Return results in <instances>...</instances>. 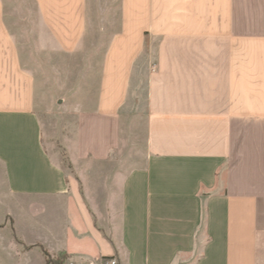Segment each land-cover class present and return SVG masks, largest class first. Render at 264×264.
Here are the masks:
<instances>
[{
	"label": "crops",
	"instance_id": "crops-1",
	"mask_svg": "<svg viewBox=\"0 0 264 264\" xmlns=\"http://www.w3.org/2000/svg\"><path fill=\"white\" fill-rule=\"evenodd\" d=\"M44 33L66 56L114 34L65 153L36 107ZM7 201L25 229L0 216V264H264V0H0Z\"/></svg>",
	"mask_w": 264,
	"mask_h": 264
},
{
	"label": "rangeland",
	"instance_id": "rangeland-1",
	"mask_svg": "<svg viewBox=\"0 0 264 264\" xmlns=\"http://www.w3.org/2000/svg\"><path fill=\"white\" fill-rule=\"evenodd\" d=\"M17 3V2H15ZM14 3V4H15ZM13 4V5H14ZM11 3L6 5L7 22L14 19L11 16ZM17 7V6H16ZM18 21V20H17ZM19 28V27H18ZM114 34H88V47H79L74 50L73 55L66 56L63 50L56 51L46 45L49 44L51 34L44 33V48L40 57L37 56V82L38 104H36L39 114L44 122V139L49 144H53L65 153L66 149L61 145L60 133L66 131L64 127L77 121V112L86 108L91 109L97 103L98 93L101 85L102 63L107 49L106 46ZM86 39V40H87ZM29 40V39H27ZM30 41V40H29ZM24 50H22L23 53ZM31 56L32 69H34V50L26 53ZM39 70V72H38ZM74 107V118L68 117L70 110ZM63 127V128H62ZM64 130V131H62ZM66 136V134H65ZM21 208V207H20ZM18 208L13 202L0 203V216L10 213L19 220L20 226L25 229V220L22 216V208ZM26 238L30 241H40L39 236L25 231ZM49 243L47 240H45ZM108 260L99 258L89 264H109ZM50 264H77L71 259L60 258Z\"/></svg>",
	"mask_w": 264,
	"mask_h": 264
},
{
	"label": "built area",
	"instance_id": "built-area-1",
	"mask_svg": "<svg viewBox=\"0 0 264 264\" xmlns=\"http://www.w3.org/2000/svg\"><path fill=\"white\" fill-rule=\"evenodd\" d=\"M109 264H116L114 261L110 262Z\"/></svg>",
	"mask_w": 264,
	"mask_h": 264
}]
</instances>
